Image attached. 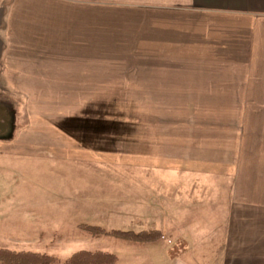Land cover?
<instances>
[{
    "label": "crops",
    "instance_id": "1",
    "mask_svg": "<svg viewBox=\"0 0 264 264\" xmlns=\"http://www.w3.org/2000/svg\"><path fill=\"white\" fill-rule=\"evenodd\" d=\"M0 84L87 100L49 121L73 142L132 132V195L173 244L147 264H264V0H0ZM141 98L129 125L101 101Z\"/></svg>",
    "mask_w": 264,
    "mask_h": 264
},
{
    "label": "rangeland",
    "instance_id": "2",
    "mask_svg": "<svg viewBox=\"0 0 264 264\" xmlns=\"http://www.w3.org/2000/svg\"><path fill=\"white\" fill-rule=\"evenodd\" d=\"M9 92L2 91L0 84V109L11 117L12 127L0 137V248L45 253L62 261L81 250L105 251L118 256L117 264H147L144 250L154 251V259H159L157 252L162 255L172 247L168 242L151 245L113 236L93 238L87 232L90 226L135 232L162 228V219L157 220L155 212H148L146 204L132 195L131 172L145 176L147 171L131 162L130 137L120 135L132 132L109 130L105 146L73 142L53 130L49 121L76 111L77 101L87 100L29 99ZM101 101L108 104V114L128 118L127 125L131 106L138 105L135 119L146 123L145 98ZM71 133L82 138L94 134ZM216 231L214 237L203 231V239L213 238L205 246H219L224 235L222 228ZM207 261L202 258L195 264ZM213 264H220L219 257Z\"/></svg>",
    "mask_w": 264,
    "mask_h": 264
},
{
    "label": "trees",
    "instance_id": "3",
    "mask_svg": "<svg viewBox=\"0 0 264 264\" xmlns=\"http://www.w3.org/2000/svg\"><path fill=\"white\" fill-rule=\"evenodd\" d=\"M88 234L93 238L113 236L118 239L137 243H157L164 238L159 230L135 231H106L101 227H87ZM118 256L105 251L81 250L73 253L68 259L62 261L48 254L27 251H14L0 248V264H117Z\"/></svg>",
    "mask_w": 264,
    "mask_h": 264
},
{
    "label": "water",
    "instance_id": "4",
    "mask_svg": "<svg viewBox=\"0 0 264 264\" xmlns=\"http://www.w3.org/2000/svg\"><path fill=\"white\" fill-rule=\"evenodd\" d=\"M5 116H6L7 120H10L11 117L9 115H7L5 113ZM10 122H11V120H10ZM10 124H7V123L0 124V137L4 136L5 134H7L8 132L11 131L12 127L10 126Z\"/></svg>",
    "mask_w": 264,
    "mask_h": 264
},
{
    "label": "flooded vegetation",
    "instance_id": "5",
    "mask_svg": "<svg viewBox=\"0 0 264 264\" xmlns=\"http://www.w3.org/2000/svg\"><path fill=\"white\" fill-rule=\"evenodd\" d=\"M5 113L6 112H3L1 109H0V124H3V123H7V124H10V120H7L6 116H5ZM7 114V113H6Z\"/></svg>",
    "mask_w": 264,
    "mask_h": 264
}]
</instances>
